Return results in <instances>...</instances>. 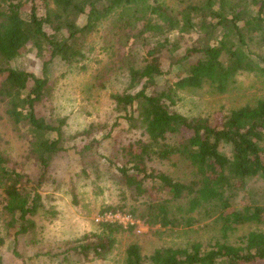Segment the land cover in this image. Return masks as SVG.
Listing matches in <instances>:
<instances>
[{"label":"trees","instance_id":"obj_1","mask_svg":"<svg viewBox=\"0 0 264 264\" xmlns=\"http://www.w3.org/2000/svg\"><path fill=\"white\" fill-rule=\"evenodd\" d=\"M24 1L0 0V75H4L0 81V122L6 119L16 134L29 135L25 154L39 163L36 179L11 165L1 147L0 135V210L9 217L6 228L8 232L13 230L15 241L36 226L38 212H49L37 190L50 178L48 171L54 157L76 147L78 155L89 152L114 167L125 186L138 196L149 199L153 190L162 195L159 200L142 201L140 207L132 208L129 212L136 217L166 226L182 222L183 217L178 221L172 216L174 211L217 215L224 235L241 225L264 224V203L254 200L253 189H245L251 178L264 181V99L221 111L219 126L212 124V115L189 117L175 109L182 100L180 90L206 84L224 93L243 71L264 75V0L185 3L175 14L178 18L167 22L169 26L165 23L166 15H170L168 7L160 0H40V4L38 0H26L29 9L23 10ZM80 16L85 17L81 25ZM142 20L144 26L139 32H145V39L149 36L152 41L144 65L136 68L129 62L127 72L132 85L138 82L139 88L136 92L111 94L117 110L129 112L125 117L139 133L130 142L122 143L113 157H106L99 146L107 135L91 136L95 123L69 133L66 117L38 115L36 106L53 95L48 68L56 58L66 64L84 58L87 37L100 26L106 30L104 40L108 41L109 36L111 42L126 45L132 38L130 32ZM180 22L194 38L190 36V41L188 37L184 50L177 52V43L173 44L165 32L179 28ZM133 35L135 41L136 34ZM249 44L256 45L258 52H251ZM25 49L42 54L40 76L11 64ZM163 51L169 54L172 65L186 64V74L157 87L156 77L166 73L159 65ZM192 56L196 57L193 62ZM77 140L82 141L79 146L75 144ZM223 142L231 144L229 153L220 150ZM165 162L175 166L184 163L187 176L174 177L155 166ZM245 190L247 196L251 195L250 203L240 210L232 209ZM180 200L184 202L175 203ZM118 209L123 208L104 206L100 212ZM194 219L189 216L185 225H191ZM120 231V224L101 222L95 232L84 234L69 250L85 259L104 258L114 248ZM3 241L0 235V244ZM253 261L264 262V228L246 230L236 242L218 241L207 248L199 242L185 247L167 246L147 257L136 242H131L125 249L123 264Z\"/></svg>","mask_w":264,"mask_h":264},{"label":"rangeland","instance_id":"obj_2","mask_svg":"<svg viewBox=\"0 0 264 264\" xmlns=\"http://www.w3.org/2000/svg\"><path fill=\"white\" fill-rule=\"evenodd\" d=\"M163 6L168 7L170 15L165 23L173 22L175 14L185 3L198 2L200 0H160ZM40 0L37 1L40 4ZM23 10L29 9V4L24 1ZM168 13V14H169ZM85 22V17L80 16L78 24ZM179 28H172L165 35L177 43V52L184 50L182 46L188 43L193 33L187 34L183 22ZM144 21H139L130 34L126 45L104 40L106 30L100 26L99 30L87 37L84 53L85 57L76 62L66 64L56 58L48 68V75L53 84L51 98L37 104L38 115L66 117V130L76 132L86 127L89 123H95L96 130L91 136L100 135L107 137L101 142L99 151L104 156L115 155L122 143H128L137 137L139 130L131 127L127 113L118 111L111 97L117 92H136L138 82L132 85L128 76V63L141 67L147 58V49L152 39L146 33L139 32L143 29ZM136 38L134 41V37ZM189 37V39H188ZM192 41V39L190 40ZM251 52H258V47L249 44ZM192 56L190 61H194ZM42 54L31 49H25L20 55L11 61L15 67L30 71L38 76L42 74ZM170 56L163 51L160 54L159 65L165 74L156 77L157 87L164 86L166 81L174 82L186 74V64H171ZM4 75H0V81ZM156 87V88H157ZM181 102L175 109L186 116L212 115V124L219 126L221 123V111L239 106L245 102H254L258 98L264 99V75L258 71H243L234 77L224 93H219L208 85L197 89L180 90ZM135 106L134 110L137 111ZM0 114L3 115V105L0 104ZM16 134L6 119L0 122V135L3 142L1 147L11 161V165L25 171L33 179L39 174V163L25 154L27 138L29 135ZM81 140L75 141L79 146ZM220 150L231 151V144L223 142ZM120 153V152H119ZM122 160V159H121ZM122 162V161H120ZM170 162L156 164L155 166L166 173L185 178L188 168L184 163L177 166ZM50 178L41 187H38L40 200L47 213L41 211L35 217L36 226L27 234L18 235L15 241L12 237V229L6 228L7 215L0 210V235L4 239L0 244V264H123L125 249L131 242H136L144 256H149L154 250L171 246L185 247L193 242H199L207 248L218 241L228 240L236 242L237 237L246 230L262 229L264 224L252 222L238 226L234 232L225 235L221 231V221L217 215L205 217L203 213L186 214L174 211L172 216L180 224L169 223L162 226L160 223L136 217L130 214L132 208L140 207L143 201L162 196L156 190L151 192V197L138 196L127 188L117 176L114 167L107 162L91 154H79L78 148L68 152L57 154L48 171ZM151 185L147 184V188ZM254 191V200L264 203V181L258 178L247 180L245 189ZM134 191V190H133ZM135 192V191H134ZM75 197L76 203H73ZM251 195L247 196V190L240 193L232 209L240 210L245 204H249ZM184 200L176 201V204ZM104 206H116L123 208V214L131 216V222L122 221H97L98 214ZM134 206V207H133ZM231 209L227 210L230 211ZM106 211V210H105ZM108 211V210H107ZM140 211H135V215ZM129 212V213H128ZM194 219L191 225H185L188 217ZM108 222L120 224L121 231L116 236L114 248L104 258L85 259L77 252L69 250L75 246L80 238L98 229L99 223ZM16 252V253H14ZM149 264V263H148ZM243 264H264L263 261H253Z\"/></svg>","mask_w":264,"mask_h":264},{"label":"built area","instance_id":"obj_3","mask_svg":"<svg viewBox=\"0 0 264 264\" xmlns=\"http://www.w3.org/2000/svg\"><path fill=\"white\" fill-rule=\"evenodd\" d=\"M97 221H122L124 223L131 220V216L128 214H123L120 211L106 210L98 214Z\"/></svg>","mask_w":264,"mask_h":264}]
</instances>
